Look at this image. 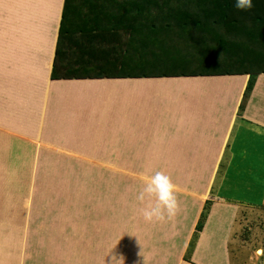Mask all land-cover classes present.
<instances>
[{"label": "crops", "instance_id": "crops-1", "mask_svg": "<svg viewBox=\"0 0 264 264\" xmlns=\"http://www.w3.org/2000/svg\"><path fill=\"white\" fill-rule=\"evenodd\" d=\"M64 2L3 0L0 76L11 79L14 91L21 95L20 101H41L42 126L38 144L0 132V174L13 189L27 196L35 174H55V178L42 182V192L47 190L44 195L49 196L53 205L59 197H52L50 191L58 193L67 186L74 190L76 184L72 179L68 182L73 174L103 175L116 183L106 180L94 185L107 209L99 217H85V239L97 236L91 223L99 220V224L105 223L107 231L111 230L110 238L117 247L107 259L100 252L90 258V251L87 252L84 264H119L121 257L123 264H180L220 159L247 158L249 146L245 145V138L248 142H264V74L256 78L248 98L245 93L250 76L246 75L54 81L51 73ZM253 150L256 153L250 157L256 161L248 170L240 168L235 173L264 174V165L260 167L264 150L256 144ZM156 170L163 175H175V180L176 175H181L185 183L179 185V181L171 180L175 186L174 207L171 213L162 209V218L154 217L150 226L143 211L157 206L155 195L145 193L142 200L138 197L145 179L156 174ZM67 174L70 176L66 178ZM21 175L30 176L22 181ZM111 190L124 193L125 197L110 200ZM110 202L115 204V215L124 210L130 213L132 230L123 225L122 230L112 231ZM249 206L227 198L213 205L195 250L197 263L206 249L213 264H241L239 258L232 259L228 242L236 232L232 224L242 210L251 213ZM55 207V217L49 218L54 222L61 220L64 225L60 231L62 241L56 247L66 243L63 249L72 247L74 259L78 242L68 243V238L76 237L74 214H57L61 206ZM119 220L115 218V224ZM154 229L162 230L157 233ZM137 234L143 236V243L145 238L151 242L152 250L129 249L133 248L130 239ZM104 236L98 238L108 239ZM253 242L256 240H250L244 251L249 252Z\"/></svg>", "mask_w": 264, "mask_h": 264}, {"label": "trees", "instance_id": "trees-1", "mask_svg": "<svg viewBox=\"0 0 264 264\" xmlns=\"http://www.w3.org/2000/svg\"><path fill=\"white\" fill-rule=\"evenodd\" d=\"M65 0L51 79L264 74V0ZM241 108V107H240ZM204 217L197 226L202 230Z\"/></svg>", "mask_w": 264, "mask_h": 264}, {"label": "rangeland", "instance_id": "rangeland-1", "mask_svg": "<svg viewBox=\"0 0 264 264\" xmlns=\"http://www.w3.org/2000/svg\"><path fill=\"white\" fill-rule=\"evenodd\" d=\"M2 11L3 0H0V41L3 40L4 33ZM33 99L32 101H20L21 95L14 91L11 79L8 80L7 77L0 76V132L9 136L23 138L33 144L40 143V128L42 126L41 101H36V98ZM243 110L244 106L241 105L240 111L243 112ZM244 140L245 145L248 143L249 149H252H248L249 154L245 158L246 160L236 158L233 161V158L226 157L220 159L207 195L203 200L204 202L194 231L185 251L182 253L180 264H213L210 260V256L212 255L208 254L206 249H203L202 254L198 256L201 263L199 261L197 263L195 261V250L201 242L202 235L208 225L213 205L225 198L242 206L250 205L249 207L251 208V213L242 210L237 216L236 223L232 224L235 225L236 229L235 234H233V237L228 242V251L232 259L237 260L239 258L241 264H264V236H261L264 231V174L259 172L235 173V170H239L240 168L245 171L251 167L250 165L256 161L255 157H250L256 153L253 147L256 144V146L264 150V142L256 139L248 142L247 138ZM231 164L233 165L232 167L229 166ZM234 165H236V168ZM263 165L264 158L261 160L260 167H263ZM29 176L21 175L22 181H25ZM68 176L70 174H67L66 178ZM164 176L168 177L170 181L173 179V183L177 181L180 182L176 183L179 185H182L181 182L185 183L181 175H176L177 181L174 179L175 175ZM4 177V175L0 174V264H8V262L9 264H67V261L71 264H84L87 252L89 251L90 258L96 256L95 253L100 252L103 253L105 259H107L108 254L115 251L117 245L110 238L113 233L110 232L111 230L107 231L108 228L105 223L99 224V220H96V222L93 220V223H91L93 227L92 231L97 236L85 239V228L87 225L85 217L89 216L90 218L94 214L96 217H99L107 209L99 199L100 191L98 188H95L94 184L100 185L101 181L105 182L106 180L107 183L116 182L108 180L100 174H73L72 178H68V182H71L72 179L76 184L74 190L68 189L67 186L58 193L50 191L52 197H59V202L53 205V201L48 199L49 196L45 197L44 195V192H47V190L42 192V182H47V178L50 177L55 178V174H35L33 176L32 188L30 187L28 191V196L13 189L11 187L12 184L7 183ZM29 181L32 182V176ZM122 182L120 181V183ZM114 187L120 189V186H116V184H114ZM109 192H111L110 200L113 201L117 197H125L124 193L115 192L114 190ZM87 201L89 202L86 206ZM71 202L72 204L69 205ZM110 203L112 206V220H114L111 226L112 231H116L115 228L122 230L123 225H127V228L132 230V222L130 223V221H133V219H131L130 213L124 210L115 215V204L114 202ZM57 205L61 206L60 209H57L59 211L57 214L69 211L75 217L73 225L77 229L76 237L72 239L68 238V243L69 240L72 241V244L75 240L78 242L75 246L77 249L74 259L71 253L72 247H69V250L68 248L66 250L63 249V247H66V243L64 242L62 243L63 247L60 245L56 247L57 242L60 244L62 241L60 231L64 225L63 221L57 220L54 222L49 217H55L52 209L55 210V206ZM67 205L69 207H66ZM126 206L128 207L129 203ZM87 213L89 215H86ZM117 217L120 220L115 224V218ZM202 217H204L202 230L195 237L197 226ZM148 223L151 226L152 220H148ZM161 230L157 231V229H154L157 233H161ZM55 234H57L56 237ZM99 235H105L104 237L108 239H100L98 238ZM254 235L255 237L253 238ZM142 237L140 234L132 237L129 242H133V248L129 249L141 252L152 250L151 242L145 238V243H143L144 239ZM252 239L256 240V242H253L255 244H253L249 252L244 251L247 243ZM128 260L130 261V258ZM217 264H221V262H217Z\"/></svg>", "mask_w": 264, "mask_h": 264}, {"label": "clouds", "instance_id": "clouds-1", "mask_svg": "<svg viewBox=\"0 0 264 264\" xmlns=\"http://www.w3.org/2000/svg\"><path fill=\"white\" fill-rule=\"evenodd\" d=\"M235 8L240 11H246L253 6V0H235ZM145 187L143 192L138 197L144 198V194L149 196L155 195L157 206L146 208L143 211L146 220H152L154 217L162 218V209H168L171 213L175 204V186L171 183L170 179L162 173L157 172L154 176L145 179ZM119 264H123V258L117 260Z\"/></svg>", "mask_w": 264, "mask_h": 264}, {"label": "bare ground", "instance_id": "bare-ground-1", "mask_svg": "<svg viewBox=\"0 0 264 264\" xmlns=\"http://www.w3.org/2000/svg\"><path fill=\"white\" fill-rule=\"evenodd\" d=\"M213 85V84H212ZM121 89V88H120ZM100 98V97H99ZM100 100V99H99ZM73 158V157H72ZM130 159V158H129ZM143 162V161H142ZM145 162H146V160H145ZM133 163V162H132ZM136 163V162H135ZM90 164V163H89ZM141 164V163H140ZM138 166V165H137ZM119 167V166H118ZM143 168H146V167H143ZM161 168V167H160ZM115 169V168H114ZM122 169V168H121ZM151 169V168H150ZM166 169V168H165ZM119 170V169H118ZM140 170H141V168H140ZM139 170V171H140ZM143 170V169H142ZM164 170V169H163ZM176 170V169H175ZM174 170V171H175ZM114 171V170H113ZM147 171V170H146ZM158 171H160V170H158ZM162 171V170H161ZM170 171V170H169ZM123 172V171H122ZM129 172H131V170H129ZM152 172H154V170H152ZM156 172H157V170H156ZM171 172V171H170ZM105 173V172H104ZM108 173V172H107ZM172 173V172H171ZM174 173V172H173ZM119 174V173H118ZM155 174V173H154ZM154 174H153V176H154ZM176 174V173H175ZM143 175V174H142ZM146 175H147V173H146ZM146 177H148V175L146 176ZM102 182V181H101ZM88 183H90V182H88ZM104 183V182H103ZM95 185V184H94ZM99 186V185H98ZM93 187V186H92ZM106 188V187H105ZM116 190V189H115ZM94 191V190H93ZM112 191V190H111ZM104 199V198H103ZM110 199V198H109ZM137 199V198H136ZM125 202V201H124ZM123 203V202H122ZM123 205V204H122ZM105 212V211H104ZM101 216V215H100ZM106 216V215H105ZM118 226V225H117ZM115 229H117V228H115ZM114 229V230H115ZM115 232V231H114ZM130 234V233H129ZM123 236V235H122ZM130 236V235H129ZM126 238H127V236H125ZM131 237V236H130ZM130 237H129V239H130ZM125 239V238H124ZM128 239V238H127ZM36 254H38V253H36Z\"/></svg>", "mask_w": 264, "mask_h": 264}]
</instances>
